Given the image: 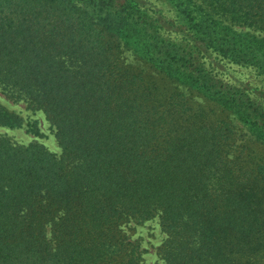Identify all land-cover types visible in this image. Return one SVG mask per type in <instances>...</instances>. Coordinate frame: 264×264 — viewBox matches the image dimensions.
<instances>
[{
	"label": "trees",
	"instance_id": "16d2710c",
	"mask_svg": "<svg viewBox=\"0 0 264 264\" xmlns=\"http://www.w3.org/2000/svg\"><path fill=\"white\" fill-rule=\"evenodd\" d=\"M159 1L0 0V264H264V0Z\"/></svg>",
	"mask_w": 264,
	"mask_h": 264
},
{
	"label": "rangeland",
	"instance_id": "374dc122",
	"mask_svg": "<svg viewBox=\"0 0 264 264\" xmlns=\"http://www.w3.org/2000/svg\"><path fill=\"white\" fill-rule=\"evenodd\" d=\"M143 1H145L146 5L152 8H158L161 5L159 0ZM161 12L165 13L164 10H161ZM126 59L129 61L130 57L127 56ZM225 72L226 75L231 78H247L245 71L243 72L241 69L233 65L229 69H226ZM0 103L6 106L7 109L19 113V115H21L25 120H36L40 135L34 136L31 133L26 132L24 127L16 129H7L0 127V133H5L12 140L22 144L32 140H36L48 149L52 151H57V147L51 134V130L48 126V123L44 120L43 116L39 112H32L25 107L24 103H15L5 98L2 94H0ZM127 232L130 235L131 240L135 239L138 242L139 249L141 250L143 264H154L158 261V257L155 251L156 246L160 242L163 234L159 231L155 220L146 221L142 225L134 226V228L130 231H128L127 229Z\"/></svg>",
	"mask_w": 264,
	"mask_h": 264
}]
</instances>
